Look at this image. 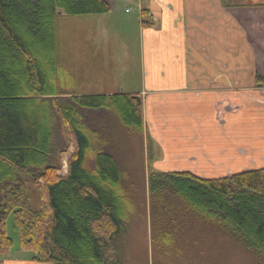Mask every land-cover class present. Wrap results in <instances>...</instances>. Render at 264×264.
<instances>
[{
	"label": "trees",
	"instance_id": "16d2710c",
	"mask_svg": "<svg viewBox=\"0 0 264 264\" xmlns=\"http://www.w3.org/2000/svg\"><path fill=\"white\" fill-rule=\"evenodd\" d=\"M108 10L104 0H0V254L12 246L5 230L12 214L18 246L34 261L124 264L118 244L136 206L123 194L126 171L115 148L121 139H142L141 103L131 94L77 95L58 47L60 16ZM149 23L142 10L141 24ZM84 114L96 117L93 130ZM146 172L137 204L148 208L151 250L163 260L153 264H175L166 259L176 256L211 261V249L192 246L206 236L264 264V168L216 178ZM30 185L39 190V207L30 202Z\"/></svg>",
	"mask_w": 264,
	"mask_h": 264
},
{
	"label": "crops",
	"instance_id": "0c3cea01",
	"mask_svg": "<svg viewBox=\"0 0 264 264\" xmlns=\"http://www.w3.org/2000/svg\"><path fill=\"white\" fill-rule=\"evenodd\" d=\"M104 1L109 10L99 14L112 24L114 47L107 56L114 57V69L100 91L74 86V92L138 97L145 150L149 140L152 162L161 161L166 171L216 178L232 174L229 169L264 168V83L255 82L264 73L258 64L264 0H132L133 8L123 12L116 11L123 5L117 0ZM118 70L125 71L123 79L113 75ZM64 168L58 173L66 174L67 162ZM33 255L10 248L0 264H52Z\"/></svg>",
	"mask_w": 264,
	"mask_h": 264
},
{
	"label": "rangeland",
	"instance_id": "374dc122",
	"mask_svg": "<svg viewBox=\"0 0 264 264\" xmlns=\"http://www.w3.org/2000/svg\"><path fill=\"white\" fill-rule=\"evenodd\" d=\"M117 4L123 5L118 9H116V4L113 5V11H115L116 9V11L118 12H123L125 8H133V6L131 5L133 4L132 0H117ZM104 16L113 17V14H107ZM259 16L264 17V13L259 14ZM101 17V14H78L73 16H60V18L58 19V47L59 51L61 52V59L64 60V63L61 60V64L63 66L64 64L68 66L66 70H70L69 73L72 72L71 75L73 85L79 86L80 88H78V91H81L82 93H92L100 91L101 89L99 87H103L105 85V81L103 79L104 75L107 74L108 76V74L110 73V69H114V66L112 67V64L115 63L114 57L107 56V54L109 55V53L107 52H112L114 47L112 41L113 39L111 37V33L113 32V30H108L110 29L112 24L109 22V19H102ZM115 18L121 19L122 15L115 14ZM262 20H264V18ZM244 22H246L245 18ZM261 36L263 38L261 37V39H258L260 42L257 39L256 40L260 43L258 45L260 47V50H263L264 34ZM38 38L40 39V37ZM104 50L106 51V54L103 57V60L100 57L102 52H105ZM260 53H264V50ZM258 58L260 61L258 64L261 66L260 69H262V71L264 72V57L259 56ZM99 64H102L103 66H100ZM122 73H125V71L118 70L113 75L116 78L120 77L121 79H123L125 75ZM263 74L264 73H262L261 76L259 75L260 77H262V79H264ZM250 92L255 93L256 91L252 90ZM229 95H232L234 97L239 96V94ZM254 97L256 96L253 95V98ZM84 116L87 120H89V122H87L89 126L87 127V129L93 130V126L97 122L96 117L94 116L95 118H90L87 114H84ZM58 129L59 128L57 127V129H54L53 132L56 141L62 139L61 130L59 131ZM135 139L136 140L134 141L130 140V142H128L129 140H120L121 144H119L120 146L118 148H121L122 150L126 149L125 152L121 149L115 148V150H118V153L115 152L118 155V164L123 171H126V177L121 182V186H123L122 188L125 191L123 194L130 200L134 199V203L136 206L132 209L129 219V225L124 227L122 240L120 241V244H118V247L121 251V255L123 256L124 264H153L155 262L157 263L158 260L161 262L163 260L160 256H157L158 259H156L151 250L148 208L146 209V205L145 208H142L137 204V201L139 199L138 196L140 193L138 182L139 176L142 175L144 183H146L147 167L153 171L161 172L166 171L167 169L162 166L163 163H161V161H156L159 164V167L157 166L156 169L154 168V165H157V163L155 161L152 162V146L150 145V141L148 140L147 150H145L144 144L147 140L144 142L143 132L142 139H139L138 137H136ZM72 150L73 146L71 145L68 149V153H65L61 156V173L63 172L62 170L65 169L64 167L66 166L67 158ZM105 150L111 154L114 151L109 146H106ZM159 157L161 158L160 154L157 156L156 160H159ZM181 164L188 165V163L186 162H182ZM226 171L236 173L239 172L240 169L234 168ZM131 185L133 187L137 186V189L135 191H131ZM29 193L30 202L32 203L33 207H39L41 196L38 188L35 185H30ZM5 230L6 234L12 240L11 250H20L18 246V235L14 226L12 214H10L6 219ZM192 246L211 249L213 252V257L210 258L211 261H202V263H200L199 261L193 264H255L251 258L243 254L235 247H231V245L224 242V240H222L219 236H216L214 238L210 236L198 237L195 240V243L192 244ZM23 252L29 255L33 253L31 250H23ZM166 260L175 261V264H192V262H194L193 258L186 262L185 260L182 261V259L177 256L176 258L172 257Z\"/></svg>",
	"mask_w": 264,
	"mask_h": 264
},
{
	"label": "water",
	"instance_id": "95a60500",
	"mask_svg": "<svg viewBox=\"0 0 264 264\" xmlns=\"http://www.w3.org/2000/svg\"><path fill=\"white\" fill-rule=\"evenodd\" d=\"M137 100L140 101V99L137 97Z\"/></svg>",
	"mask_w": 264,
	"mask_h": 264
}]
</instances>
